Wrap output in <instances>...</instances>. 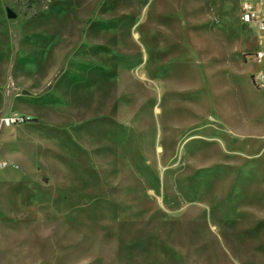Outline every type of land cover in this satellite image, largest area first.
I'll list each match as a JSON object with an SVG mask.
<instances>
[{
    "label": "rangeland",
    "instance_id": "1",
    "mask_svg": "<svg viewBox=\"0 0 264 264\" xmlns=\"http://www.w3.org/2000/svg\"><path fill=\"white\" fill-rule=\"evenodd\" d=\"M242 2L0 0V264H264Z\"/></svg>",
    "mask_w": 264,
    "mask_h": 264
},
{
    "label": "built area",
    "instance_id": "2",
    "mask_svg": "<svg viewBox=\"0 0 264 264\" xmlns=\"http://www.w3.org/2000/svg\"><path fill=\"white\" fill-rule=\"evenodd\" d=\"M262 0H243L241 6V20L245 24L256 23L261 31L264 32V19L261 17V3ZM259 60L264 59V52H259L256 54ZM19 122H24L23 118L16 115L6 117L4 119V124L6 126H14ZM8 163H1L0 167L6 166Z\"/></svg>",
    "mask_w": 264,
    "mask_h": 264
},
{
    "label": "water",
    "instance_id": "3",
    "mask_svg": "<svg viewBox=\"0 0 264 264\" xmlns=\"http://www.w3.org/2000/svg\"><path fill=\"white\" fill-rule=\"evenodd\" d=\"M7 15H8V17L9 18H11V19H15V18H17V14L12 10V9H7Z\"/></svg>",
    "mask_w": 264,
    "mask_h": 264
}]
</instances>
